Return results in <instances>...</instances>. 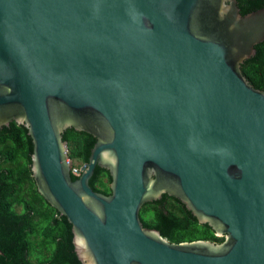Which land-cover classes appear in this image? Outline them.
Segmentation results:
<instances>
[{
  "label": "water",
  "instance_id": "obj_1",
  "mask_svg": "<svg viewBox=\"0 0 264 264\" xmlns=\"http://www.w3.org/2000/svg\"><path fill=\"white\" fill-rule=\"evenodd\" d=\"M263 39L237 0H0V129H27L80 264H264V89L241 72ZM67 128L95 137L77 169ZM162 194L223 240L144 227Z\"/></svg>",
  "mask_w": 264,
  "mask_h": 264
},
{
  "label": "trees",
  "instance_id": "obj_2",
  "mask_svg": "<svg viewBox=\"0 0 264 264\" xmlns=\"http://www.w3.org/2000/svg\"><path fill=\"white\" fill-rule=\"evenodd\" d=\"M246 14L264 6V0H237ZM241 72L257 89H264V39L255 44V55L245 59ZM67 158L88 162L95 137L67 128L63 133ZM32 141L23 125L10 122L0 129V264H80L71 244L70 224L37 191L31 174ZM77 176L70 173L73 180ZM108 170L96 166L90 186L109 194ZM144 227L158 230L171 242L195 239L221 242L208 224H200L184 203L162 194L138 211Z\"/></svg>",
  "mask_w": 264,
  "mask_h": 264
},
{
  "label": "rangeland",
  "instance_id": "obj_3",
  "mask_svg": "<svg viewBox=\"0 0 264 264\" xmlns=\"http://www.w3.org/2000/svg\"><path fill=\"white\" fill-rule=\"evenodd\" d=\"M71 162V167L73 169H77L81 164L79 161H70Z\"/></svg>",
  "mask_w": 264,
  "mask_h": 264
}]
</instances>
